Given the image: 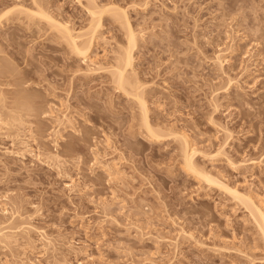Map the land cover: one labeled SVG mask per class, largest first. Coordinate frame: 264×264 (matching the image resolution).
<instances>
[{
	"label": "rangeland",
	"instance_id": "1",
	"mask_svg": "<svg viewBox=\"0 0 264 264\" xmlns=\"http://www.w3.org/2000/svg\"><path fill=\"white\" fill-rule=\"evenodd\" d=\"M109 6L160 140L114 76L122 22L85 56L45 19L81 42ZM1 91L31 115L0 127V264H264V0H0ZM185 139L241 197L185 168Z\"/></svg>",
	"mask_w": 264,
	"mask_h": 264
},
{
	"label": "bare ground",
	"instance_id": "2",
	"mask_svg": "<svg viewBox=\"0 0 264 264\" xmlns=\"http://www.w3.org/2000/svg\"><path fill=\"white\" fill-rule=\"evenodd\" d=\"M109 7H111V6H109ZM109 7L108 8L103 7V9H101L99 7H97V8L96 7H94V8L91 7L92 9L90 7L88 8V13H90V15H91V17L93 19V20H91L90 27H91V29L92 28L93 29L90 30V34H91L90 35L91 37L89 36L90 39L89 40H87L88 38L87 39H83L84 43H83V41H81L82 38L80 40L82 43L79 42L80 37L81 36L82 37L85 36V35L83 36V34H84L83 32L82 33L80 32V34H78L79 32L75 33V32L72 31L73 29L72 30L70 29V26L64 24L62 21L59 22V21L55 20V18L49 16L48 13H47V15H46V12L44 13L46 15V17H45L44 14L43 15H44L45 19L46 18L49 19L48 22H52L51 26L58 31V33L61 35V37L64 39V41L66 43H69L68 46L70 45V48H72L75 51V53H77L79 55H85V56H87V53L90 51V49L92 47L93 38H96V37H94V35L95 34L97 35L96 32L98 31V28L100 29V27H101V18H102L101 16H103V13L108 12V11L112 12L113 15L118 20H120V22H122V24L125 26V28H127V39H128L129 44L131 45V47L128 44L129 45L128 46L129 49L126 47L127 49L123 50V52H120L119 57H118V61L116 62V64L118 63L117 64V68L118 69H117L116 72L114 71V73H115L114 76H116V73L118 74L117 79L115 78L117 80V82H118V86H119L118 88L122 89L125 92L127 91L130 95L134 94V97L138 98V102H139V104L141 106V111H142L143 126H145L144 128L146 129L145 131L147 133V136L149 135L148 137L151 140H152V138H154V140H158L159 138H162V137H161L160 134H158L156 129L153 128V126L150 123V120L148 119L149 118L148 117V109H147V106H146V103H145V99H143L144 97H142L143 95H142L141 91L138 92L139 91L138 90L139 87L137 85L138 82H137V80H135V82H134V80H133L134 78L132 76H131V78H132L133 81H131V79L128 78L129 75L126 76V70H128L127 67H129V66L131 67L132 63H133V55H132V51L133 50H132V47H133V45L135 46V44L137 42L136 41L137 40L136 33H135L134 29L129 24V20H128L127 14L125 13V10L117 9L114 6H113L114 9H112V7L111 8H109ZM115 8L117 10H115ZM19 9H22L23 13L25 12V14L30 13V10H28L29 12L26 13V11H25L26 9H24L23 7L17 8V10H19ZM10 10L11 9H9V12H10ZM22 11L20 10V12H22ZM9 12L6 11L5 14L7 15ZM34 12L35 11H31L32 14L30 13L29 16L31 17L33 14H34V16H36L39 13L38 11H36L35 13ZM5 14H3V15H5ZM3 15L1 17H3ZM38 15L43 16L40 13ZM32 18H33V16H32ZM91 31H92V33H91ZM74 33L76 35H74ZM61 37H59V38H61ZM220 63H221V61H220ZM127 86L130 87V89L135 90L133 92V94H131L129 92V90H128L129 88L127 89ZM17 93L19 94V92H17ZM4 97L5 96H3V98ZM3 98H2V91H1L0 92V104L2 103L1 105L3 107L0 105V107L2 108V109H0V127H1V130L6 131V134H7V136L9 138H14V137L17 136V133H18V130L20 129L21 123L25 122L23 120H25L26 118H28L29 115H31L30 112H27V110L29 111L30 109L27 108V106L25 104L22 107L20 106L21 105L20 103L22 102V101H20V102L18 101L20 99V97L18 98V100L16 99L17 100L16 102L14 101L15 103H5L6 101ZM17 102H19V103H17ZM16 103L19 104V105H17ZM22 105H23V103H22ZM17 126H19V127H17ZM17 128H19V129H17ZM183 144H184L183 147L185 149L183 151V153H184L183 154V156H184L183 157V160H184L183 161L184 162L183 165H185V168L187 167L186 169H188L189 172L192 171V173H196V176L199 175V177H202V178L204 177L205 180L209 181L211 184H216L219 187H224L226 190H228L230 193L234 194L235 196L239 195L238 197H241L239 192H238V189L228 186L225 182H223V181H221L219 179L213 178V177L209 176L207 173L204 174L197 167H195L196 165L194 164L195 163L194 162V156L196 154V151H192V152L188 151V150H190V148H189V144H188L187 139L184 140ZM51 158L52 157L50 156V159ZM56 159H58V157L55 158V160ZM245 199L249 203V205H250L249 207L252 209V211L255 214V216H257L258 222H259L258 224H259V226H260V228L262 230L263 236H264V210H263V208L260 207V206H257V204L254 202V200L252 198L248 197V198H245ZM12 227H16V226L11 225V227H8V228L12 229ZM3 234H2V236H3ZM4 236H5V239H3V238L2 239L4 241L7 239L6 241H8L9 238L11 239L12 234L4 235ZM10 239H9V241H10Z\"/></svg>",
	"mask_w": 264,
	"mask_h": 264
}]
</instances>
